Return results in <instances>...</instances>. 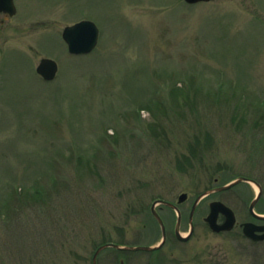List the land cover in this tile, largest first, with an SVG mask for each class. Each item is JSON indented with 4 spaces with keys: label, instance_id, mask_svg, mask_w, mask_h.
<instances>
[{
    "label": "rangeland",
    "instance_id": "374dc122",
    "mask_svg": "<svg viewBox=\"0 0 264 264\" xmlns=\"http://www.w3.org/2000/svg\"><path fill=\"white\" fill-rule=\"evenodd\" d=\"M14 4L0 14V264H64L82 237L134 243L139 228L151 245V205L181 194L185 235L195 199L237 177L261 185L264 214V0ZM82 20L100 35L74 57L62 32ZM42 59L57 64L52 82ZM256 192L240 183L199 202L180 245L193 264H264V241L239 227L263 224L248 211ZM213 201L234 212L232 231L209 230ZM158 209L173 230L176 213Z\"/></svg>",
    "mask_w": 264,
    "mask_h": 264
},
{
    "label": "water",
    "instance_id": "95a60500",
    "mask_svg": "<svg viewBox=\"0 0 264 264\" xmlns=\"http://www.w3.org/2000/svg\"><path fill=\"white\" fill-rule=\"evenodd\" d=\"M186 4L195 5L198 3H207L210 0H183ZM3 12L5 14H8L9 16H13L16 12L13 0H0V13ZM99 37V31L96 25L90 21H81L79 23H76L72 26H67L64 28L62 32V39L67 45L68 52L74 56L79 55H86L89 54L95 47L98 42ZM57 64L51 59H42L40 60L37 68L36 73L47 82L53 81L57 74ZM240 183H247L251 184L256 187L257 193L253 200L250 202L248 206V211L250 216L257 221H264V215L257 214L255 212V206L258 203V201L261 198L262 195V188L261 186L254 180L247 179L244 177L236 178L235 180L229 182L228 184L224 186H220L211 190H208L201 195H199L191 208L190 214H189V232L186 236H182L179 230L180 227V212L178 208L168 202L158 200L155 201L151 205V214L160 226L161 232H162V242L158 244L155 247H149V246H139V247H118L116 245H110L113 246L116 249L121 250H130V251H153L158 249L163 245V241L165 240V229L164 224L161 220V218L158 216V214L155 211V207L157 205H162L165 207H168L172 210H174L177 214V220L175 224V235L177 238H179L181 241H188L191 238L192 232H193V226L191 223V219L194 213V210L196 206L199 204V202L214 193L227 191L230 188L240 184ZM186 200V194H181L178 197V204L183 203ZM219 216L223 217V222L218 223ZM205 223L213 233H222V232H229L231 231L234 226L236 225V217L234 212L227 206H225L223 203L219 201H213L209 204V213L204 219ZM240 227L242 229V234L245 238L253 241V242H262L264 241V224L258 225L253 222H244L240 224Z\"/></svg>",
    "mask_w": 264,
    "mask_h": 264
},
{
    "label": "flooded vegetation",
    "instance_id": "af4514ba",
    "mask_svg": "<svg viewBox=\"0 0 264 264\" xmlns=\"http://www.w3.org/2000/svg\"><path fill=\"white\" fill-rule=\"evenodd\" d=\"M164 207L159 206V211ZM169 209V208H168ZM174 212L172 209H169ZM158 214V213H157ZM165 229V240L163 245L153 251H130L116 249L110 245H116L118 247H139V246H156L162 242V232L159 227L160 237L151 245H144L140 243V238L143 236L144 229L139 228L136 230L134 237L138 240L134 243H124V241L113 242L106 234H102L100 237H91L86 239L82 237L78 241V250L74 253L73 260L66 261L64 264H193L194 257L189 252L181 250L180 245L185 244L188 241H181L175 235L174 229H170L165 219H162ZM176 223V222H175ZM264 224V222H263ZM108 229V228H107ZM103 232L106 231L104 228ZM128 233H124L122 238L125 239L129 236ZM71 258V257H69Z\"/></svg>",
    "mask_w": 264,
    "mask_h": 264
}]
</instances>
